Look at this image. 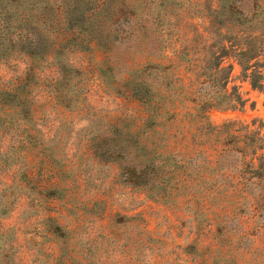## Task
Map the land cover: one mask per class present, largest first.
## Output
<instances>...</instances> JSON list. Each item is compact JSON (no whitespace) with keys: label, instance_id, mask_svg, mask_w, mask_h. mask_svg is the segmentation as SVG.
Here are the masks:
<instances>
[{"label":"rangeland","instance_id":"1","mask_svg":"<svg viewBox=\"0 0 264 264\" xmlns=\"http://www.w3.org/2000/svg\"><path fill=\"white\" fill-rule=\"evenodd\" d=\"M0 12V264H264V176L228 135L264 162V87L235 53L208 76L222 44L264 48V0Z\"/></svg>","mask_w":264,"mask_h":264},{"label":"trees","instance_id":"2","mask_svg":"<svg viewBox=\"0 0 264 264\" xmlns=\"http://www.w3.org/2000/svg\"><path fill=\"white\" fill-rule=\"evenodd\" d=\"M9 16L6 14H3L0 12V30H4L8 28V19ZM3 37V33H0V40ZM259 48V47H258ZM221 52L215 57L217 60L214 63V68L210 72H208V76L213 77L211 79H216L217 74L223 72V83L222 85L227 84V78L229 77V74L231 73L232 66H223L222 65V58L226 55H230V53H235L236 56H238L239 59H244L240 61V64L242 65L243 71L246 76L252 78V86L254 88H263L264 83V74L260 72V70L257 69V65L259 64V57L261 56V52L264 51V48L261 49H255L254 47H242L237 48L234 44H222L220 46ZM225 72V73H224ZM208 105L213 106L211 102L207 103ZM236 104L243 105L244 100L241 96H237V98L233 102H228L229 107H233ZM202 107H204V104H202ZM230 123H227L225 127L229 126ZM246 128L248 126H245ZM237 131V130H235ZM228 135L232 137V141L242 140L243 145L241 146V150L246 155L244 157L242 162L244 164V183L250 184L255 182V178L264 176V162L262 161L261 156H257V151L259 148H261L262 143L260 142L261 137L257 136L256 130H251L246 132L245 134L239 135L236 132H232L231 130H228ZM233 146H230L229 148H226L223 152V156L225 158H228L229 155L232 153ZM248 154H251V157L248 158ZM222 156V157H223ZM255 160H258L259 162L256 163ZM141 177L143 176L144 172L141 171L139 173ZM139 175V176H140ZM138 176V177H139ZM144 180V179H142ZM141 180V181H142Z\"/></svg>","mask_w":264,"mask_h":264}]
</instances>
